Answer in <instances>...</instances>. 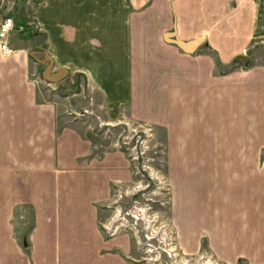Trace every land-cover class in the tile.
Masks as SVG:
<instances>
[{"label":"crops","instance_id":"obj_1","mask_svg":"<svg viewBox=\"0 0 264 264\" xmlns=\"http://www.w3.org/2000/svg\"><path fill=\"white\" fill-rule=\"evenodd\" d=\"M8 3L6 10L16 6V12L0 10V18L12 21L7 35L11 53L0 54V264H130L123 241L117 246L115 238L104 239L93 230L92 203L107 198L108 181L101 179L91 188L84 184L92 177L94 161H110L117 153L94 155L95 142L87 132L42 99L30 76V58L36 61L44 52L55 70L65 67L69 75L81 77L99 123H120L121 114L130 123L160 125L168 146L181 149L178 160L211 161L218 148L208 144L221 137L223 91L234 98L244 95L245 105L247 97H259L264 129V66L229 68L224 74L218 69L236 56L246 63L248 50L264 40V0ZM171 31L175 41L202 37L203 42L185 54L164 39ZM256 75L248 85L247 79ZM241 122V130L249 128ZM260 167L264 178V161ZM236 187L214 193V204L227 208L235 192H241L236 194L241 204H252L246 196L252 190ZM71 195L88 201L77 202ZM17 205L33 212L32 228L23 236L14 233L11 221ZM84 208L91 210L85 217ZM61 209L68 216L61 217ZM254 215L264 216V211ZM65 219L72 230L61 232ZM76 225L88 231L75 230ZM254 250L264 253V246Z\"/></svg>","mask_w":264,"mask_h":264},{"label":"rangeland","instance_id":"obj_2","mask_svg":"<svg viewBox=\"0 0 264 264\" xmlns=\"http://www.w3.org/2000/svg\"><path fill=\"white\" fill-rule=\"evenodd\" d=\"M9 6L8 0L0 1L4 15L16 12V6L7 11ZM31 18L28 13V19ZM246 57V63L238 60L241 68L264 66V40L254 43ZM230 64L218 69L229 70L232 61ZM44 67L30 58V76L35 78L42 99L54 103L69 124L75 123L87 132L95 142L94 155L117 153L110 161H94L92 177L84 184L91 188V184L101 179L108 181L107 198L92 203L96 213L93 230L104 239L115 238L112 243L117 246L123 241L129 247L125 256L130 264H264V253L254 250L264 246V222L259 221L264 216L254 215L264 211V178L260 167L264 161V129H260L259 97H252L251 101L247 97L249 104L245 105L244 95L234 98L230 92L223 91L226 101L221 102L224 116L221 145L219 141L208 144L218 148L213 152L214 159L184 162L177 156L181 149L166 143L163 127L147 122L130 123L121 114L120 123H99L81 77L69 72L64 79L47 83L41 78ZM256 77H249L248 85ZM223 82H220L222 86ZM237 99L242 102L236 103ZM241 119L249 128L241 130L243 122L237 124ZM232 141L234 144H230ZM169 144H173L172 140ZM235 185L252 190L246 195L252 204L238 201L236 194L241 192H235L234 202L227 208L223 203L214 204V193L223 188L229 191ZM70 197H76L77 202L88 201ZM90 212L84 208L81 215L85 217ZM228 212L227 217L222 216ZM62 213L68 216L66 209H61V217ZM11 221L14 233L20 236L28 233L33 222L30 206H15ZM66 221L60 220L61 232L72 230ZM88 228L74 226L75 230L83 229L82 232Z\"/></svg>","mask_w":264,"mask_h":264},{"label":"water","instance_id":"obj_3","mask_svg":"<svg viewBox=\"0 0 264 264\" xmlns=\"http://www.w3.org/2000/svg\"><path fill=\"white\" fill-rule=\"evenodd\" d=\"M203 42L202 37L195 38L191 42L184 43L180 41H171V44L175 45L178 49H180L185 54H192L198 46L201 45ZM170 43V42H169ZM33 53H30L32 56ZM41 58L35 59L36 62L45 65L44 69L41 73V78L46 81L47 83H56L62 79H64L68 75V71L65 67H60L53 71V61L52 59L44 54V52H41ZM244 60H247V58H244Z\"/></svg>","mask_w":264,"mask_h":264},{"label":"built area","instance_id":"obj_4","mask_svg":"<svg viewBox=\"0 0 264 264\" xmlns=\"http://www.w3.org/2000/svg\"><path fill=\"white\" fill-rule=\"evenodd\" d=\"M12 21L9 17L0 18V54L7 56L11 49L7 44V35L11 29Z\"/></svg>","mask_w":264,"mask_h":264},{"label":"trees","instance_id":"obj_5","mask_svg":"<svg viewBox=\"0 0 264 264\" xmlns=\"http://www.w3.org/2000/svg\"><path fill=\"white\" fill-rule=\"evenodd\" d=\"M172 36H173V31H171V33H169V34H167V35H164V39H165L167 42H170V43H171V41H174V39L172 38ZM239 59H241V57L236 56V57L232 60L233 65H232L231 69H234V68L240 67V62H238ZM215 63H216V65H217V62H216V61H215ZM227 71H228V70L223 71V72L220 71V72H221V74H224V73H226Z\"/></svg>","mask_w":264,"mask_h":264},{"label":"flooded vegetation","instance_id":"obj_6","mask_svg":"<svg viewBox=\"0 0 264 264\" xmlns=\"http://www.w3.org/2000/svg\"><path fill=\"white\" fill-rule=\"evenodd\" d=\"M40 57H42V56H40Z\"/></svg>","mask_w":264,"mask_h":264}]
</instances>
